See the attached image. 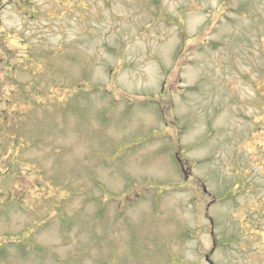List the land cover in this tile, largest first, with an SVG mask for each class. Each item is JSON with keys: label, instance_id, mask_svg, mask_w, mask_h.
<instances>
[{"label": "rangeland", "instance_id": "374dc122", "mask_svg": "<svg viewBox=\"0 0 264 264\" xmlns=\"http://www.w3.org/2000/svg\"><path fill=\"white\" fill-rule=\"evenodd\" d=\"M0 6V264H264V0Z\"/></svg>", "mask_w": 264, "mask_h": 264}]
</instances>
